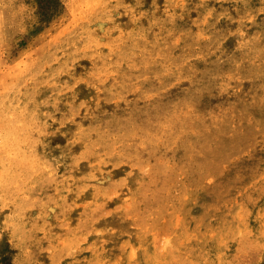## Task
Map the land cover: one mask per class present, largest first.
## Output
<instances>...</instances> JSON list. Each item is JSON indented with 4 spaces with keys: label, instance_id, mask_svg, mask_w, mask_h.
<instances>
[{
    "label": "rangeland",
    "instance_id": "374dc122",
    "mask_svg": "<svg viewBox=\"0 0 264 264\" xmlns=\"http://www.w3.org/2000/svg\"><path fill=\"white\" fill-rule=\"evenodd\" d=\"M0 264H264V0H0Z\"/></svg>",
    "mask_w": 264,
    "mask_h": 264
}]
</instances>
